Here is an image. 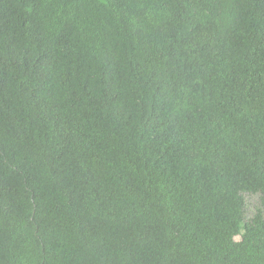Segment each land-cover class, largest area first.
<instances>
[{"label": "trees", "instance_id": "1", "mask_svg": "<svg viewBox=\"0 0 264 264\" xmlns=\"http://www.w3.org/2000/svg\"><path fill=\"white\" fill-rule=\"evenodd\" d=\"M0 264H264V0H0Z\"/></svg>", "mask_w": 264, "mask_h": 264}, {"label": "rangeland", "instance_id": "2", "mask_svg": "<svg viewBox=\"0 0 264 264\" xmlns=\"http://www.w3.org/2000/svg\"><path fill=\"white\" fill-rule=\"evenodd\" d=\"M245 202H246V211L245 216L246 218H250L259 207L258 197L255 195H244Z\"/></svg>", "mask_w": 264, "mask_h": 264}]
</instances>
